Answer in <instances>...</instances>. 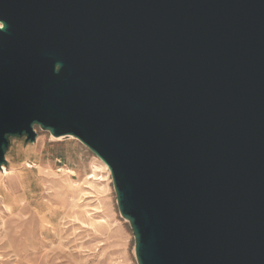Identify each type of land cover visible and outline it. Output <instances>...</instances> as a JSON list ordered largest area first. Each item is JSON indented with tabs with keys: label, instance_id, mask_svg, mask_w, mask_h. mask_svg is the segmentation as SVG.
<instances>
[{
	"label": "water",
	"instance_id": "water-1",
	"mask_svg": "<svg viewBox=\"0 0 264 264\" xmlns=\"http://www.w3.org/2000/svg\"><path fill=\"white\" fill-rule=\"evenodd\" d=\"M0 168L35 125L111 172L138 264H264V0H0Z\"/></svg>",
	"mask_w": 264,
	"mask_h": 264
},
{
	"label": "rangeland",
	"instance_id": "rangeland-1",
	"mask_svg": "<svg viewBox=\"0 0 264 264\" xmlns=\"http://www.w3.org/2000/svg\"><path fill=\"white\" fill-rule=\"evenodd\" d=\"M33 131L9 137L1 164L0 264H138L110 170L78 141Z\"/></svg>",
	"mask_w": 264,
	"mask_h": 264
},
{
	"label": "bare ground",
	"instance_id": "bare-ground-1",
	"mask_svg": "<svg viewBox=\"0 0 264 264\" xmlns=\"http://www.w3.org/2000/svg\"><path fill=\"white\" fill-rule=\"evenodd\" d=\"M3 28V23H1L0 22V29H2ZM52 137L51 138H55V139H64V138H67V139H74V140H76V141H78L79 143H81L82 145H84L85 147H87L84 143H82L78 138H76V137H74V136H72V135H62V136H59V137H54L53 135H51ZM99 158V157H98ZM100 159V158H99ZM101 160V159H100ZM101 162L104 164V166L109 170V167L101 160ZM24 168H28V169H31L32 168V165L30 164V163H26L25 165H24ZM95 170H96V168L94 167V169H93V173L92 174H90V175H88V177L86 178V179H96V175H95ZM65 171V170H64ZM6 173V169L5 168H3V166L1 165V168H0V177H2L4 174ZM66 173H68V174H72L73 173V171L72 170H66ZM22 174V173H21ZM20 174V175H21ZM0 190L1 191H3L4 193H5V195H4V197L0 194V197H1V199H3V200H5V196H6V199L8 198V193L5 191V189L2 187V186H0ZM57 217V216H56ZM49 223V222H48Z\"/></svg>",
	"mask_w": 264,
	"mask_h": 264
}]
</instances>
